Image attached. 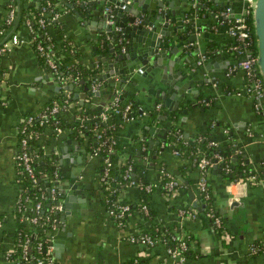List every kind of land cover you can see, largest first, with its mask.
<instances>
[{
    "label": "crops",
    "instance_id": "crops-1",
    "mask_svg": "<svg viewBox=\"0 0 264 264\" xmlns=\"http://www.w3.org/2000/svg\"><path fill=\"white\" fill-rule=\"evenodd\" d=\"M51 1L55 8L52 19L56 23L48 22L44 27L49 37L46 40L52 39L54 45L50 52L57 53V45L62 38H67L77 47L80 63L99 68L98 55L106 49L102 50L95 42L99 30L96 20L77 16L73 7L66 4L69 0ZM193 1L194 4L206 3L208 11L214 8L211 0ZM220 1L227 3L233 15L239 14L243 6L242 0ZM7 3L8 0H0V28L4 29L0 35V264H16L11 251L15 245L12 212L20 189L14 160L19 150L17 130L24 115L36 112L59 93L60 88L53 72L42 64L27 39L30 32L25 24H18L16 20L19 0H14L12 21L5 23ZM38 3V0H28L31 5ZM76 9L83 14V9ZM197 14L206 23L198 30L206 32L202 36V46L207 50L211 44L210 47L220 53V59L213 61L206 70L204 61L200 63L195 59L187 44L175 53L176 66L183 69L186 78L192 79L189 85L200 94L180 102L174 119L172 111L162 106V100L155 96V89H164L165 85L159 81L161 75L154 68L145 74L137 69L130 75L131 81L125 80L118 89L99 79L98 93L82 98V104L90 106L92 111L86 119H95L113 101L123 106L134 103L140 111L135 116H122L113 111L116 123L114 163L117 165L126 159L131 162L129 179L120 187L117 196L133 207L120 221L110 213L106 199L102 198L99 158L86 152L80 139L68 127L80 115L73 107L75 104L82 106L78 97L63 113L67 127L46 128L42 132L43 143L40 137L39 146L42 153L51 158L56 152L58 186L62 188L61 207L50 235L54 264H173L175 259L166 253L165 245L158 239L152 245L142 246L129 237L144 231L151 233L153 227H166L178 216H182L177 218L179 234H191L190 255L184 264H264V254L248 251L249 243L264 238V100L255 109L251 97L236 92L243 87L244 71L236 60L228 64L237 57L230 50L234 37L228 28L233 17L215 21L202 8ZM13 31L22 41L2 49L1 45ZM47 45L52 46L51 43ZM193 61L195 67L190 66ZM224 65L226 68L221 70ZM168 74L170 72H165L163 76ZM69 84L72 87V83ZM86 89L91 91L89 86ZM83 92V86H76L73 97ZM184 107H187L185 113L180 111ZM172 125L179 128L177 137L182 146L178 149L174 148V142H164ZM206 134L218 144L231 145L232 158L239 153L246 163V171L234 181L222 176L220 162L206 169L214 205L228 226L226 232L220 234H216L199 213L201 194L196 182L200 172L195 158L204 152L196 146L194 155L190 156L183 146L186 141L205 138ZM162 171L176 182L174 188L159 189L158 183L165 176ZM148 184L149 189L142 187ZM230 201L236 204L230 205ZM141 203L146 204L147 215L140 210ZM181 207L193 209L196 216L183 217L178 213Z\"/></svg>",
    "mask_w": 264,
    "mask_h": 264
},
{
    "label": "trees",
    "instance_id": "trees-1",
    "mask_svg": "<svg viewBox=\"0 0 264 264\" xmlns=\"http://www.w3.org/2000/svg\"><path fill=\"white\" fill-rule=\"evenodd\" d=\"M49 2V3H48ZM8 8L12 7L14 4V0H8ZM46 7V11L42 10V7ZM55 8L52 6L51 0H41L37 5H31L28 4V0H19V6H18V12L17 14V22L18 24L24 23L26 19L30 20L32 24L35 25L34 20L37 17L43 16L45 21L50 22L52 25H54L56 22L54 19H52V15L54 13ZM42 11L44 14H42ZM244 19L246 23L250 26V29L252 28L251 23V15L246 14L244 16ZM5 28L8 27L7 25L4 26ZM1 29V28H0ZM4 32V29H1ZM34 39L30 42L32 43V47L36 51V53L39 56L40 61L43 65L46 66L49 70L51 68L46 64V61L44 59V56L36 49V43H41L43 45V49L50 52V50H54V45L52 39L46 40L45 35L40 31H35L34 33ZM252 41L248 45L249 48L255 50L254 45V37L253 33H251ZM234 42V41H233ZM233 42L231 44H233ZM47 43H51V45H47ZM60 45H57V50L55 54H53V59L55 61L56 70L53 72V74H58L61 77H70L71 80H74L72 83V87H69L70 80L62 79L57 82V85L60 88V92L56 93L55 96L50 98L46 103H44L36 112H30L24 115L23 119L21 120L18 130H17V138L19 137H27V150L28 151H34L37 154V158L33 161L31 170L35 176V184L32 185L28 175L22 172L21 174V195L28 194L33 195L34 193H39L42 191L44 193V197H42L41 201V212L39 213V219L36 223H29L25 220L22 221L21 216H23V213L21 210H19L16 206L13 209L12 212V227H13V239L14 243L24 239L25 237L28 238L26 248H25V256L22 257V252L20 250L19 246H15V249L11 251V256L16 259V264H34V258L38 255L43 254V249H37L36 244L37 242H41L42 246H45L47 243L50 242V225L49 222H45V215L49 213L48 208L50 204V199L46 196L47 192V185L52 183L53 178V172L56 168V171L59 175L58 171V164H56L53 159L46 154L42 153V149L39 146L38 139L41 137L42 132L46 128L54 129V127L59 126L61 128L67 127V123L63 119V113L66 110L67 107H69V103L72 101H75L73 98L74 94V87H80V86H87L89 85L91 78L98 79V71L96 66H86L85 64H82L78 61V50L75 45H71L69 42V39L62 38ZM105 50V47L102 48V50ZM82 80V81H81ZM69 93V96L67 98L68 103H66V106H63L65 104V96L63 93ZM53 104H57V110L54 113H50L49 109ZM203 104V103H202ZM73 107H76L74 111H79L78 118H74L71 125L68 127H71L72 132L80 139L84 150L88 152L89 154H94V156H97L100 161L99 165V173L100 176L103 175L104 170V158L107 157L109 161L111 162V165H108L107 167V177H103L102 181L100 182V187L102 188V198L106 199V203L108 206H111L114 202H124L120 201V199L117 196L118 190L121 186L124 185L129 179V170L128 166L131 163L129 159H126L124 161H121L119 164L114 163V156H115V142H110L111 139H114V129L116 127L115 123V113L114 112H108L107 119L105 121H101L100 119H86L88 115L92 113L90 110V106L86 104H82L80 107L79 105L75 104ZM123 105H120L118 102L116 104V108L118 110V113L120 114L123 110ZM175 111V110H174ZM171 112V116L174 119L176 116V111ZM41 113L47 114L45 116L44 122L40 119ZM140 111L138 108L134 105V103H129V107L126 111V115L129 116H135ZM148 114V113H147ZM92 115V114H91ZM90 115V116H91ZM31 116V119L27 121V117ZM24 127L23 131H21V128ZM179 128L172 125L169 128L168 135L164 142L168 143L170 141L174 142V148L178 149L180 146H182L181 139L177 137V132ZM180 132V131H179ZM100 134V139L96 137V134ZM206 137L199 138L196 140V142L193 141H186L184 143V149L186 152L190 154V156H193L194 147H200L204 154L209 157L211 160H214V157L212 154L214 152L219 153L223 157L222 164V176L225 177L227 180H236L239 176H242L244 172L246 171V163L244 160V157H242L241 154H236L237 156L235 158H232V147L231 145H223L216 143L215 145H208L207 140L210 139V136L208 134L205 135ZM43 138H40V141L43 143ZM227 162L228 169L225 170L223 168V163ZM20 165H18L19 167ZM17 167V168H18ZM21 167V166H20ZM127 173L126 177H123V174ZM168 179L166 176H162L161 180L158 183L159 189L161 191L164 190V183ZM209 197L207 199H204L202 195H200V202H201V208L199 209V213H201L207 220V222L210 224V226L213 228L214 232L216 234H220L221 232H226L228 226L226 225V219L221 214L220 210L214 205V200L211 195L209 183L207 184ZM57 197L61 196V192L57 189ZM142 202H145L142 200ZM126 203V202H124ZM128 204V203H127ZM129 209L132 210V207L130 204ZM189 208V207H188ZM178 208H175L174 210L177 212ZM211 211L213 215H219L220 217V225L215 226L212 223V216L207 215L206 212ZM32 211L28 212V215H31ZM148 212L146 213V215ZM55 216V214H51V216ZM182 217V216H180ZM179 216L177 218H180ZM184 217V216H183ZM123 218V217H122ZM174 219L169 224H167L166 227H154L151 230L150 234L153 237H156L157 235H160L165 238V242H163L164 245L173 246L175 243L174 240H172L169 235L174 234L177 237H182L185 240L186 247L183 250V254L185 259L190 255V249H189V240L191 239V234L188 232H185L184 234H179L180 231H178V220ZM177 220V221H176ZM2 223V219L0 220ZM42 222L41 224H39ZM170 225V226H169ZM171 228H174V230H169ZM147 233V232H143ZM260 240H256L255 243L258 244Z\"/></svg>",
    "mask_w": 264,
    "mask_h": 264
},
{
    "label": "water",
    "instance_id": "water-1",
    "mask_svg": "<svg viewBox=\"0 0 264 264\" xmlns=\"http://www.w3.org/2000/svg\"><path fill=\"white\" fill-rule=\"evenodd\" d=\"M191 1L78 0L76 2V0H69L66 4L73 7V12L77 16L91 18L98 24V37L95 42L106 49L101 50L102 52L98 55V62H101L97 68L98 79H104L109 86H115L118 89L125 80H130V75L135 74L138 68L142 70V74L153 68L157 69L158 74L161 75L159 81L165 87L164 89L156 88L155 96L162 100L161 105L167 110L174 111L183 100L187 101L190 97L194 98L200 94L198 89L189 85L192 79L186 78L183 69L176 66L175 53L184 49L183 45L187 44L194 58L199 59L200 63L204 61L203 66L206 70L210 68L213 61L220 59V53L211 48V44L208 47L210 49L207 50L202 46V36L206 32H198V30L202 29L206 23L204 24L201 16L197 14L199 9H204L205 13L212 15L215 21L239 15H233L231 8L226 14L220 13L227 6V3L220 0H211L214 4L212 11H208L206 3H195L191 6ZM106 6L109 7L108 10L105 9ZM76 7L83 9V14ZM216 8L219 10L215 12ZM251 23L256 64L264 86V0H254ZM215 25L219 26L217 23ZM97 45L92 47L96 49ZM244 57V55H238L235 59L228 61V64L233 63L234 60L240 61ZM190 66L195 67V62L193 61ZM225 68L224 65L221 70ZM165 72L170 74L165 77L163 76ZM83 88L85 92L75 94L73 97H78L80 104L83 103L82 98L98 93L99 89L98 87L91 92L86 89V86ZM186 110L187 107H184L180 111L185 113ZM98 118L95 117V119ZM60 190L62 191V188ZM230 202V205L236 204V201Z\"/></svg>",
    "mask_w": 264,
    "mask_h": 264
},
{
    "label": "built area",
    "instance_id": "built-area-1",
    "mask_svg": "<svg viewBox=\"0 0 264 264\" xmlns=\"http://www.w3.org/2000/svg\"><path fill=\"white\" fill-rule=\"evenodd\" d=\"M243 1V6L242 9L239 12V15L237 17H234L231 21L229 20V28L228 30L230 31V34L233 35L234 37V42L233 44L230 45V50H232L236 56L238 55H244V59L238 61V65L243 69L244 71V84L243 87L241 88L240 91H236L237 93H244L245 95L251 97L254 101L253 105L255 109H258L260 107L261 102L264 100V86L262 83V79L261 76L259 74V69L258 66L256 64V52L255 50L249 48V44L252 41V36L251 33H253L252 28L250 29V26L246 23L244 16L246 14H252V9H253V3L254 0H242ZM49 3V2H48ZM123 6V5H122ZM121 6V7H122ZM191 6H194V1H191ZM229 6L225 7L222 11L223 14H226L229 10ZM106 10L109 9L108 6L105 7ZM42 10L45 11L46 7H42ZM42 11V14H44V12ZM53 15L51 16L53 18ZM14 17V9L13 7H9L7 9V14L5 17V23L9 24L12 19ZM35 25L32 24V22L28 19H26L24 21L25 27L28 29V31L30 32V35L27 37V39L29 41L34 39V33L37 30H41V32L45 35V39H48V35L46 30L44 29V27L46 26V24L48 23V21L46 22L43 16L37 17L35 20ZM252 26V25H251ZM3 33V31L0 29V35ZM254 37V36H253ZM22 41V39L19 38L17 32L13 31L10 33L9 37L3 42L2 49H8L9 47L14 46L15 44H17L18 42ZM255 42V41H254ZM36 49L44 56V59L46 61V64L51 68V71L55 72L56 70V65H55V61H54V57L53 54L51 52L46 51L45 49H43V45L41 43H36ZM138 72H142V70L140 68H138ZM55 76V80L59 81L62 79H67L70 80V83H73L74 80H71L70 77H61L58 74H54ZM64 79V80H65ZM99 84V80H97L95 77L90 79L89 82V89L91 91H95L97 89V86ZM65 96V104H63V106H66V103H68L69 101H67V98L69 96V93L65 92L63 93ZM129 105H125L123 107V110L121 111L122 116L126 115V111L128 109ZM57 110V104H53L50 109L49 112L50 113H54ZM116 112L118 111L116 109V102L113 101L111 103V105H107L105 106L99 113L98 115V119H100L101 121H105L107 119L108 116V112ZM142 111V110H141ZM47 114L45 113H41L40 116L42 119L41 122L45 119V116ZM78 117V116H77ZM31 119V116L27 117V121H29ZM24 127L21 128V131H23ZM59 129V126H56V130ZM97 138H101L100 134L97 133L96 134ZM27 137L23 136V137H19V150L17 151V153L14 155V160H15V165L16 168L18 167V165H20L17 168L18 171V176H17V181L20 183L21 180V174L23 171H25L24 173H26V175H28L32 185L35 184V176L31 170V165L33 163V161L37 158V154L34 151H28L27 150ZM110 142H114V139H111ZM208 145H215L216 142L212 139H209L207 141ZM174 152L177 153V150H174ZM95 154V153H94ZM94 154H90V155H94ZM57 154L55 152V155L53 156V161L56 163V159H57ZM212 156L214 157V160H211L209 157H207L204 153H202L201 155H199L198 157L195 158V163L196 166L199 169V177L198 180L196 182L197 188L200 192V194L202 195V197L204 199H207L209 197V192H208V187H207V180H206V169L213 163L215 162H223V157L217 153L214 152L212 154ZM104 170H103V175L100 176L101 179L103 177H107V167L108 165H111V162L109 161V159L107 157L104 158ZM222 166V164H221ZM55 170L53 172V178L52 183L47 185V192H46V196L50 199V204H49V208L48 211L49 213L45 215V222H49L50 225V230H53L55 228V223H56V216H51V214H55L57 213V211L60 209L61 204H60V197H57V189L59 190V181H60V177ZM223 168L225 170L228 169V164L227 162L223 163ZM162 174H164L166 177H168V179L165 181L164 183V189H172L176 186V182L172 179V177L163 172ZM127 173L123 174V177H126ZM144 189H149V184L146 186H142ZM21 190V184H20V189L18 191L17 194V198H16V207L21 210V212L23 213V216H21L20 219L25 220L31 224L36 223L39 219V213L41 212V201H42V197H44V193L42 191H40L38 194L34 193L33 195H28V194H24L21 195L20 193ZM110 209V213L116 218L117 221H120V219L122 217H124L126 214H128L130 212L129 209V205L127 203L124 202H114L111 206H108ZM140 210L146 214L147 213V208H146V204L145 203H141L140 204ZM32 211L31 215H28V212ZM178 213L180 215H183L184 217H193L196 216V212L191 209V208H186V207H181L178 209ZM210 215L212 216L213 213L211 211L206 212V216ZM220 217L219 215H213L212 216V223L215 226H219L220 225ZM42 222H40L39 224H41ZM223 235V234H222ZM169 237L175 241V243L173 244V246H169V245H165V251L167 254H169L172 258L175 259V261L173 262V264H184L185 262V257L183 254V250L186 247V243L184 238L182 237H177L176 235L172 234L169 235ZM130 240H135L137 241L139 244H141L142 246H149L152 245L154 243V241H156L157 239L159 241H161L162 243L165 242V238L162 236H156L153 237L148 233H138V234H134L131 235L129 237ZM27 240L28 238H24L22 240H19L17 242H15L14 245V249L15 246H19L20 250L22 252V257L25 256V248H26V244H27ZM36 248L43 249V254L42 255H38L34 258V264H54L53 258L51 256L50 253V242L47 243L45 246H42L41 242H37L36 244ZM13 249V250H14ZM248 251L249 253H254V254H258V253H262L264 254V238L261 239V241L256 244L255 241L251 242L248 244ZM9 254L6 253V258H8ZM12 260L16 261L15 258L11 257Z\"/></svg>",
    "mask_w": 264,
    "mask_h": 264
}]
</instances>
